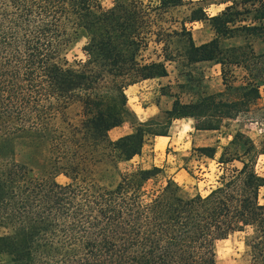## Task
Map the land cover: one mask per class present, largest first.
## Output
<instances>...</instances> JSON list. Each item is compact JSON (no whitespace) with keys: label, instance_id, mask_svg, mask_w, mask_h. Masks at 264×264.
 I'll return each instance as SVG.
<instances>
[{"label":"trees","instance_id":"trees-1","mask_svg":"<svg viewBox=\"0 0 264 264\" xmlns=\"http://www.w3.org/2000/svg\"><path fill=\"white\" fill-rule=\"evenodd\" d=\"M152 1L114 0L106 8L101 0H0V227L11 230L0 236V253H9L14 264H217V241L249 230V264H264V174L256 169L264 135L257 144L237 131L230 142L235 150L225 147L218 158L222 174L206 195L185 196L169 179L146 200L145 184L157 167L125 172L114 186L97 177L140 155L149 136L168 135L176 119L191 117L197 130H220L250 114L261 98L264 51L249 43L226 55L219 37L240 31L264 40V0H243V10L233 0L215 16H194V10L191 21L208 18L217 37L197 46L189 32L185 46L190 63L221 64L224 90L190 102L170 94L175 99L165 122L139 120L127 88L168 75L164 61L142 55L150 35L159 42L167 31L153 30V15L183 4ZM244 12L250 22L237 26ZM186 29L181 23L170 31ZM80 38L86 58L70 64L67 51ZM235 67L244 71L240 83ZM76 102L81 122H59ZM257 110L261 115L248 119L264 124V105ZM125 122L133 132L111 139L109 132ZM22 146L43 175L17 159ZM199 149L216 157L215 147ZM60 174L70 181L59 183Z\"/></svg>","mask_w":264,"mask_h":264},{"label":"rangeland","instance_id":"rangeland-1","mask_svg":"<svg viewBox=\"0 0 264 264\" xmlns=\"http://www.w3.org/2000/svg\"><path fill=\"white\" fill-rule=\"evenodd\" d=\"M231 1L233 0H183V4L179 6L170 7L160 14L154 13L153 30L163 27L167 31L161 32L159 42L155 41L156 35H150L149 45L142 51V55L146 61H164L168 75L139 82L127 88L128 104L137 114L139 120L147 121L149 119L146 118L153 114L155 117L150 119L165 122L166 111L171 108L175 99L170 94L177 95L184 102H190L204 95L224 90L221 64L216 61L190 63L186 58L185 46L189 42V32L197 46L217 37V33L208 18L191 21L194 10V16H215L225 10L227 5H223V3L230 4ZM237 1L241 2L240 9L243 10V0ZM101 2L105 5L104 0ZM144 2L148 4L149 0H144ZM152 4L156 5L157 1L153 0ZM248 6L250 5L248 4ZM242 14L238 18L237 26L250 22V17H247L245 12ZM181 23H185L186 31L179 35L171 34L170 29H180ZM235 33L232 37H219L220 47L226 55L229 54L230 49L246 46L249 43L253 45L256 52L264 51L263 39L245 36L240 31ZM85 42V38H80L71 44L67 51V59L70 64H75L77 60L86 58L82 50ZM234 70L239 77L238 83H240L244 71L237 67ZM140 91H144V94L141 95ZM163 92H167V95H164ZM151 104L158 106L154 113L151 111L146 114L143 113V107ZM262 105H264V86L261 88V98L252 104V112L248 115L242 114L237 119L227 120L219 131H198L194 127L193 120H175L169 130L170 139H156V136H149L140 155H136L131 160L118 161L116 168L101 169L97 177L102 184L114 186L125 172L138 167H157L160 172L145 184L144 198L146 200L157 194L169 179L175 180L180 185L181 193L185 196L206 195L218 184L217 179L222 172L219 168L218 159L213 160L206 157L199 148L217 146L218 150L222 151L223 147L227 145L234 151L235 146L230 142L239 130L260 144L264 135V124L251 122L248 118H258L261 113L257 108ZM82 118V106L76 102L58 116V121L63 123V120H67L73 124H79ZM133 130L132 124L125 122L121 126L113 128L109 135L111 139L117 140L119 137L133 132ZM167 142L169 143L167 144ZM17 159L28 162L27 165L32 167L37 175H43L42 168L35 162H30L31 158L27 156L26 147L22 146L18 149ZM232 164L235 166L242 165L237 161ZM256 169L259 173L264 174V155L257 158ZM56 180L62 184L70 181L62 174L57 175ZM260 199L264 203V188L261 190ZM10 232V229L0 227V236ZM248 234L249 231L235 232L228 238L217 241V264H249L250 256L246 245ZM0 264H14L11 255L5 252L0 253Z\"/></svg>","mask_w":264,"mask_h":264},{"label":"crops","instance_id":"crops-1","mask_svg":"<svg viewBox=\"0 0 264 264\" xmlns=\"http://www.w3.org/2000/svg\"><path fill=\"white\" fill-rule=\"evenodd\" d=\"M230 4H232V1L230 2ZM230 4H228V3H223V5H230ZM225 7V6H224ZM226 8V7H225ZM159 78H162V77H159ZM154 79H157V78H152V79H144V80H140L139 82H145V81H149V80H154ZM139 82H137V83H135V84H138ZM135 84H133V85H135ZM133 85H130V87L131 86H133ZM140 94L141 95H143L144 94V91H140ZM173 104V103H172ZM158 106L156 105V104H151V105H148V106H144L143 107V113H148V112H150L151 111V113H154V111H155V108H157ZM172 107V106H171ZM170 109V108H169ZM168 109V110H169ZM134 111V110H133ZM137 115V114H136ZM156 115V114H155ZM138 117V116H137ZM155 116L153 115V114H150V116L148 117V118H146V119H150V118H154ZM184 119H189V120H193L194 121V119L193 118H191V117H186V118H181V119H176V120H184ZM175 121V120H174ZM173 121V122H174ZM172 125H173V123H172ZM172 127V126H171ZM194 127H195V121H194ZM171 129V128H170ZM196 129V128H195ZM198 131H219V130H198ZM166 139V138H168V139H170L171 137L169 136V134L168 135H156V139ZM169 142H167V144H168ZM145 145H146V143H145ZM227 146V145H226ZM226 146H224L223 147V149H222V151H219L218 150V147L217 146H211V147H215L216 149H217V152H216V157L215 158H211V157H208V158H210V159H213V160H215V159H218L219 157L217 156V155H221L222 154V152L224 151V149H225V147ZM208 147V146H207ZM144 148V147H143ZM143 150V149H142ZM207 157V156H206ZM235 162V161H234ZM233 162V163H234ZM237 162H240V161H237ZM241 163V162H240Z\"/></svg>","mask_w":264,"mask_h":264},{"label":"clouds","instance_id":"clouds-1","mask_svg":"<svg viewBox=\"0 0 264 264\" xmlns=\"http://www.w3.org/2000/svg\"><path fill=\"white\" fill-rule=\"evenodd\" d=\"M104 3H105L106 8H111V7L115 6L114 0H104ZM249 231H251V230H249Z\"/></svg>","mask_w":264,"mask_h":264}]
</instances>
